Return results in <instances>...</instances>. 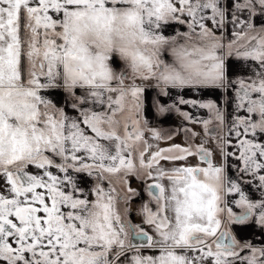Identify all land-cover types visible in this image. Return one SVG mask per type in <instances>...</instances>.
<instances>
[{
    "label": "snow or ice",
    "instance_id": "1",
    "mask_svg": "<svg viewBox=\"0 0 264 264\" xmlns=\"http://www.w3.org/2000/svg\"><path fill=\"white\" fill-rule=\"evenodd\" d=\"M258 18L264 0H0V264H264ZM149 87L177 91L154 105L174 130Z\"/></svg>",
    "mask_w": 264,
    "mask_h": 264
},
{
    "label": "crops",
    "instance_id": "2",
    "mask_svg": "<svg viewBox=\"0 0 264 264\" xmlns=\"http://www.w3.org/2000/svg\"><path fill=\"white\" fill-rule=\"evenodd\" d=\"M261 23H264V18H258L257 19V25L259 26ZM172 28H181L182 26L179 25H173L171 26ZM171 32V30H169ZM166 60L171 61L172 57L168 54H165L164 57ZM183 95H185V98H189L190 94L189 93H183ZM163 99L165 101H167L168 103H172L173 101L178 99V94L176 90H172V94L169 97L166 98H162L159 97L157 94V90L154 88L149 87L145 93V107H146V116L147 119L149 120L151 126L153 127H157V128H161L164 129L165 131H172L174 130L176 127H178L182 121L181 119L176 115V114H171L169 116L166 117H159L156 115L155 113V102L157 100ZM181 107H185V106H181ZM185 110H190L185 108ZM174 143H182V139L181 137H177L175 139V141H173ZM162 147H166L167 145L162 144ZM258 195V193H257ZM249 235H251L249 233Z\"/></svg>",
    "mask_w": 264,
    "mask_h": 264
}]
</instances>
